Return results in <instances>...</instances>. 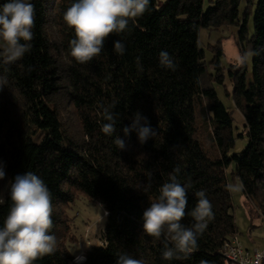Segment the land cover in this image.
I'll return each mask as SVG.
<instances>
[{"label":"trees","instance_id":"trees-1","mask_svg":"<svg viewBox=\"0 0 264 264\" xmlns=\"http://www.w3.org/2000/svg\"><path fill=\"white\" fill-rule=\"evenodd\" d=\"M204 1L163 0L159 6L158 0H150L149 10L130 20L128 30L109 36L101 53L81 64L70 54L74 29L63 20L75 0H30L35 6L31 50L15 64L0 63V76L7 80L0 89V161L7 184L30 171L51 192L49 234L57 237V250L33 264H116L122 253L146 264H224L222 246L238 233L226 189L232 164V175L243 183L244 205L258 207L264 221V0H246L243 14V0H210L207 8ZM226 25H237L239 44L257 53L250 71L243 66L230 72L233 99L249 137L245 149L233 154L236 138L244 133H235L231 112L207 85L200 46L202 28ZM116 40L125 45L122 55L114 51ZM161 51L173 59L175 70L160 65ZM222 54L216 51V70ZM101 105H115L111 110L119 114L113 136L101 130L107 122ZM70 109L78 120L74 131L64 118ZM137 111L157 133L143 144L135 131L123 132ZM201 120L207 137L200 133ZM116 136L125 141L126 150L114 143ZM176 168L179 173H173ZM170 173L182 185L191 184L187 212L197 203L195 193L203 190L214 215L187 258L165 260L163 238L144 233L142 217ZM76 193L98 201L106 213L102 245L88 249L79 262L65 240L69 226L62 209L76 200ZM0 199L2 227L11 204L7 186ZM181 223L191 226L194 221L186 215Z\"/></svg>","mask_w":264,"mask_h":264},{"label":"clouds","instance_id":"clouds-1","mask_svg":"<svg viewBox=\"0 0 264 264\" xmlns=\"http://www.w3.org/2000/svg\"><path fill=\"white\" fill-rule=\"evenodd\" d=\"M150 0H75L64 12L63 20L74 29L75 38L70 41L71 56L81 64L90 62L99 55L109 36L128 30L130 20L143 16L149 10ZM35 6L30 0H6L0 4V63L15 64L31 50L34 34ZM114 51L122 55L125 45L116 40ZM257 53L245 51L237 57V66L244 65ZM162 67L175 70L176 65L166 51L159 54ZM7 84L0 76V89ZM103 120L102 132L113 136L119 114L115 107L100 106ZM131 124L123 128L127 136L135 131L141 144L154 138L157 133L150 126L147 117L134 113ZM114 143L120 150H126L123 139L116 136ZM176 168L173 173H179ZM170 173L169 181L159 188V195L143 212V232L156 239L163 238L165 260L187 258L197 247V238L203 233L207 222L213 218L212 204L205 191H197V203L187 212L188 189L191 184L182 185L177 175ZM4 164L0 161V181L5 179ZM151 185H148L150 187ZM11 200L9 212L0 227V264H33V261L57 250V237L49 234L53 227V205L51 192L46 183L36 174L26 171L15 175L7 184ZM229 192H240L243 183H229ZM148 189L145 188V191ZM4 200L0 199V204ZM101 210L102 204H98ZM190 215L194 221L185 226L181 221ZM171 245V246H169ZM80 248L71 252L75 261L85 259L76 255ZM116 264H146L128 253L118 256ZM201 264H207L202 261Z\"/></svg>","mask_w":264,"mask_h":264},{"label":"rangeland","instance_id":"rangeland-1","mask_svg":"<svg viewBox=\"0 0 264 264\" xmlns=\"http://www.w3.org/2000/svg\"><path fill=\"white\" fill-rule=\"evenodd\" d=\"M162 1L158 0L159 6H161ZM209 4L210 0H205L204 8H207ZM246 5V0H243L240 5L241 14L245 12ZM248 30L249 34L253 31V8L249 14ZM200 46L204 50V60L208 71L207 85H212L216 89L219 99L231 112L234 118L235 133H244L243 136L236 138V143L230 151V154L240 153L248 145L249 137L245 134L243 114L233 99V76L230 72L234 70L241 71L243 66H246L250 71L252 57L244 65L237 66V57L248 51L246 46H242L238 42L237 25H226L216 29L202 28L200 30ZM219 49L223 54L220 56V70H216L215 55ZM218 77L221 78L220 82ZM64 118L73 131L77 129V116L71 109L68 114H65ZM201 121L200 133L202 136L207 137L209 134L208 127L205 125L204 120ZM233 169L234 164L227 170L228 183H240L239 179L232 175ZM6 186L7 182L3 180L0 183V195H2ZM230 193L238 233L244 246L262 248L264 246V221L258 217L261 215L259 208L251 203L244 205L243 189L240 192ZM75 195L76 200L73 203L62 207L69 226L68 236L65 240L72 252L80 248V251L76 254L84 256V252L91 247L102 245V232L106 225V213L104 209L101 210L97 207L98 204H101L98 201L90 199L81 193H76ZM247 211L250 216H253L251 217L253 218L252 221Z\"/></svg>","mask_w":264,"mask_h":264},{"label":"built area","instance_id":"built-area-1","mask_svg":"<svg viewBox=\"0 0 264 264\" xmlns=\"http://www.w3.org/2000/svg\"><path fill=\"white\" fill-rule=\"evenodd\" d=\"M221 254L224 264H264V246L246 248L238 233L224 242Z\"/></svg>","mask_w":264,"mask_h":264},{"label":"crops","instance_id":"crops-1","mask_svg":"<svg viewBox=\"0 0 264 264\" xmlns=\"http://www.w3.org/2000/svg\"><path fill=\"white\" fill-rule=\"evenodd\" d=\"M243 244H244V243H243ZM246 248H250V247L246 246Z\"/></svg>","mask_w":264,"mask_h":264}]
</instances>
